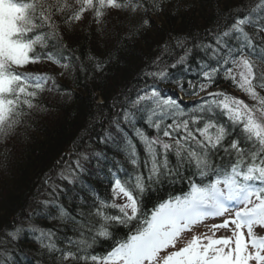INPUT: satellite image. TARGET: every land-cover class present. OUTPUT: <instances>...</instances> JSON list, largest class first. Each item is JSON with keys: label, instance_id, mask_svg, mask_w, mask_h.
Listing matches in <instances>:
<instances>
[{"label": "snow or ice", "instance_id": "snow-or-ice-1", "mask_svg": "<svg viewBox=\"0 0 264 264\" xmlns=\"http://www.w3.org/2000/svg\"><path fill=\"white\" fill-rule=\"evenodd\" d=\"M0 7L7 12L0 25V140L18 133L39 105L56 107L38 99L46 82L51 81L49 91L63 92L69 101L75 95L54 76L27 71L40 60L59 65L62 77L71 72L100 81L94 85L101 88L96 107L108 109L99 121L79 125L83 134L43 173L20 212L0 223V236L17 247L31 237L38 259L51 264H264V235H257V229L264 231V96L257 91H264V75L254 63L264 61V0L250 11H233L225 3L215 24L195 34L170 28L119 91L108 73L121 71L123 47L115 45L102 56L77 54L63 44V34L86 12L101 22L115 10L122 14L126 45L154 27L151 15H167L178 5L0 0ZM186 8L194 11L195 5ZM222 80L259 107L211 90ZM166 83H177L181 95L162 88ZM183 95L198 99L189 104ZM61 103L67 115L68 101ZM34 218L53 223L23 226ZM201 225L207 231L191 235ZM121 229L124 238L97 254L96 245L115 240ZM185 234L191 238L182 244ZM3 264L19 260L11 253Z\"/></svg>", "mask_w": 264, "mask_h": 264}, {"label": "trees", "instance_id": "trees-1", "mask_svg": "<svg viewBox=\"0 0 264 264\" xmlns=\"http://www.w3.org/2000/svg\"><path fill=\"white\" fill-rule=\"evenodd\" d=\"M259 1L241 0L239 8L232 9L236 0H220V3H217V0H166V5L171 3L178 5V7L169 8L167 15H151L154 27L149 26L142 36L128 40L126 45L123 44L126 33L119 26L122 14L118 16L115 10H112L111 15L106 14L101 22H97L93 13L86 12L82 21L75 22L74 30L70 29L63 34L62 41L64 45H71L75 48L77 54L94 52L102 56L106 50H112L115 45L123 47L125 55L119 65L121 71L108 73L109 76L115 77L112 83L113 89L119 91L128 79L136 75L141 61L157 51L159 47L157 41L165 36L170 28L183 32L191 30L195 34L197 31L215 24L213 17L214 15L220 16L225 3L233 11H244L245 9L250 11L256 8ZM17 2H21V0H17ZM23 2H32V0H23ZM186 3H194L195 10L187 9ZM158 28L164 29V32H157L156 29ZM249 31L252 30L249 29ZM262 62L264 63V61ZM195 63L194 60L193 67H195ZM27 71L34 75L54 76L60 85L75 95L69 101L63 92L49 91L51 81L46 82L45 91L38 99L47 101L48 105L55 104L56 107L39 105L31 119L26 121L25 126L18 133L7 141L0 140V223L11 220L14 213L20 212L23 202L31 193L36 191H33V187L42 179L43 173L48 171L52 162L59 155L72 147L73 139L83 134V129L79 125L85 122L91 123L93 119L99 121L100 117L108 112L107 108L96 107L97 104L101 103V88L94 85L100 81L91 82L82 74L77 77L75 73L71 72L62 77L59 75L62 71L59 65H54L46 59L31 64ZM257 74L262 75L259 72ZM176 75L180 74L176 73ZM186 75L193 74L188 73ZM182 83L187 87L186 80ZM230 84V82L222 80L213 88ZM161 87L170 92L178 91L177 83H166L162 84ZM112 94L113 92L108 93L107 103L109 105L112 103ZM260 95L264 96V91ZM61 100L68 101L67 115H65ZM250 105L259 107L254 100L251 101ZM181 187V185L176 186L177 190ZM44 198V196L40 197V199ZM146 203L150 207L152 200H148ZM116 211L115 209L109 210L110 213ZM37 219L39 218H34L32 221L25 220L23 226L27 228ZM52 223L42 219L41 223L36 225L44 224L47 226ZM125 231V229H121L115 232V240L108 239L99 242L95 248L97 254H103L110 245L122 240ZM19 243L23 244V252L19 249L16 250L14 243L0 236V264H3L4 259L11 253H15V257L24 263L32 261V264H51L50 260L41 262L38 259L40 253L33 251L35 245L32 243L31 237L24 238ZM27 248L29 249V256L25 252Z\"/></svg>", "mask_w": 264, "mask_h": 264}, {"label": "rangeland", "instance_id": "rangeland-1", "mask_svg": "<svg viewBox=\"0 0 264 264\" xmlns=\"http://www.w3.org/2000/svg\"><path fill=\"white\" fill-rule=\"evenodd\" d=\"M6 15H7V12L5 11V9H4L3 7H0V25L3 24ZM237 73H238V72H237ZM237 77H238V79H239V74H238ZM260 118H262L261 115H260ZM118 202H122V201H119V200H118ZM213 222H216V221L209 220V221H207V224H211V223H213ZM206 231H207L206 227L203 226V225H201L200 228H199L198 230L193 231V232L191 233V235H199L200 233H204V232H206ZM223 234H224L223 232H220V233H218L217 235H223ZM229 234H230V233H229ZM191 235H189V234H185V236H184V240H183L181 243L183 244L184 241H187L188 239H190V238H191ZM257 235H264V231L257 229Z\"/></svg>", "mask_w": 264, "mask_h": 264}, {"label": "bare ground", "instance_id": "bare-ground-1", "mask_svg": "<svg viewBox=\"0 0 264 264\" xmlns=\"http://www.w3.org/2000/svg\"><path fill=\"white\" fill-rule=\"evenodd\" d=\"M169 92H170V91H169ZM176 93H177V95H181L178 91H176ZM196 98H197L196 96H189V95H183V96H182V99H183L184 101L189 102V104H191L192 102H194V101L196 100ZM38 186H39V181H38V183H36V186L33 187V189H34L33 191H35L36 188H37ZM28 197H29V196H28ZM24 203H25V201L23 202V204H24ZM45 220L47 221V219H45ZM41 221H42V219H37V220L34 221V223H35V224H38V223H41ZM48 221H51V220H48ZM51 222H53V221H51ZM43 226H44V224L41 225V227H43ZM22 245H23V244H20V243H19V246L17 247L16 244H14V248H15L16 250H18V249L20 250V249H22V247H23ZM25 252H26V254L29 256V254H28V253H29V249H28V248L26 249ZM19 264H28V263H24V262H22L21 260H19Z\"/></svg>", "mask_w": 264, "mask_h": 264}]
</instances>
